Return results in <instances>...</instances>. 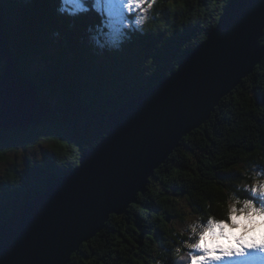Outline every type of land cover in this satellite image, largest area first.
Segmentation results:
<instances>
[{"label":"trees","instance_id":"obj_1","mask_svg":"<svg viewBox=\"0 0 264 264\" xmlns=\"http://www.w3.org/2000/svg\"><path fill=\"white\" fill-rule=\"evenodd\" d=\"M95 1L82 0L87 11L73 14L64 0H0L18 68L50 108L31 127L0 128V161L20 148H50L47 158L6 166L0 176V224L80 164L82 152L108 134L111 112L176 70L229 0H155L153 16L139 26L126 25L118 43ZM260 184L264 59L182 139L126 213L112 214L68 264H176L192 240L172 224L183 218L182 203L203 220L228 222L233 205L238 216L240 199H252L250 188Z\"/></svg>","mask_w":264,"mask_h":264},{"label":"water","instance_id":"obj_2","mask_svg":"<svg viewBox=\"0 0 264 264\" xmlns=\"http://www.w3.org/2000/svg\"><path fill=\"white\" fill-rule=\"evenodd\" d=\"M263 34L264 0H229L176 70L111 112L108 134L82 152L80 164L0 224V264H68L262 62ZM49 111L21 74L0 15V128L31 127Z\"/></svg>","mask_w":264,"mask_h":264},{"label":"snow or ice","instance_id":"obj_3","mask_svg":"<svg viewBox=\"0 0 264 264\" xmlns=\"http://www.w3.org/2000/svg\"><path fill=\"white\" fill-rule=\"evenodd\" d=\"M143 3L144 0H96L95 6L97 10L102 15L106 13L107 18L103 21V24L109 28L112 41H117L116 43H118L122 39L123 30L127 25V12L139 8ZM64 4L65 6L68 4L73 6L71 9L73 14L87 11L82 0H64ZM143 19V17H138L135 24L139 26ZM249 191L252 199L243 201L240 209L242 215L237 216L235 214L237 210L234 205L228 213V222L233 226L241 227V219L252 222L254 216L264 219V184L253 185ZM254 201L259 202L260 207H255ZM245 209L248 210L247 215H243ZM228 222L209 217L203 226V230L199 232L198 239L189 245L190 250L187 255L190 260L185 261L184 264H247L248 261L258 259L260 254L264 253V241L256 242L253 240L246 242L243 231L240 236L236 237L235 247H223L218 244L209 246L207 243L208 237L213 239L217 237L227 238L224 228ZM248 227V223H245L243 230H247ZM193 231H195L194 228ZM250 249L255 251H249ZM234 256L243 259H230Z\"/></svg>","mask_w":264,"mask_h":264},{"label":"rangeland","instance_id":"obj_4","mask_svg":"<svg viewBox=\"0 0 264 264\" xmlns=\"http://www.w3.org/2000/svg\"><path fill=\"white\" fill-rule=\"evenodd\" d=\"M28 1V0H25ZM96 2V1H95ZM155 2V0H154ZM153 0H144V3L139 7L135 8L133 11L127 12V25L130 26L132 23L135 24V21L138 17H143V22L141 24H144L149 17L153 16ZM151 5V7H149ZM136 25V24H135ZM50 154V148L48 144H44L43 146H36L35 148H27L25 150L18 149L16 151L10 152L8 159L6 161H0V176L5 172L6 166L9 164H12L13 161L18 163L19 165L22 164V161L26 162V158H42V156L45 155V158L49 156ZM25 164L22 167H25ZM238 201V200H237ZM236 201V202H237ZM244 200L240 199V202H243ZM243 205V204H242ZM240 206V209L242 207ZM255 207H260L259 205L254 204ZM182 209L183 211V218L181 219H173L172 224L173 227L179 230L180 232L184 233L186 236L192 237V240H190L187 244L186 250L182 252L183 257L178 260L176 264H184L185 261H189L190 257H188L187 253L190 250L189 245L191 243H194L198 239V234L200 231L203 230V226L206 224L207 220H203L199 215H196L195 212L189 206L185 205V203H182ZM186 212V214H184ZM248 210L245 209L243 215H247ZM237 214V211L236 213ZM241 212H238V216H241ZM245 223H248L249 227L247 230H243V225ZM241 227H236L231 225V223H227V226L224 228L225 233L227 234V238H220L217 237L213 239L212 237L207 238V243L209 246H213V244L222 245L223 247H235L236 245V237L240 236L243 231V235L246 242L255 240L256 242L264 241V219L254 216V220L252 222L245 221L241 219L240 221ZM193 228L195 231H193ZM249 251H255V250H249ZM230 259L236 260V259H243L238 257H231ZM262 261L257 262L259 264H264V253L260 254V257L258 259L250 260L247 262V264H257L252 263V261Z\"/></svg>","mask_w":264,"mask_h":264},{"label":"bare ground","instance_id":"obj_5","mask_svg":"<svg viewBox=\"0 0 264 264\" xmlns=\"http://www.w3.org/2000/svg\"><path fill=\"white\" fill-rule=\"evenodd\" d=\"M36 87H37V86H36ZM257 262H262V261H257V260L252 261V263H257ZM257 264H259V263H257Z\"/></svg>","mask_w":264,"mask_h":264}]
</instances>
